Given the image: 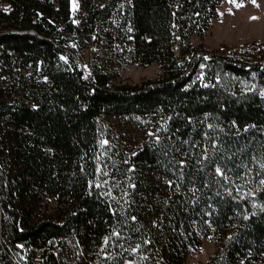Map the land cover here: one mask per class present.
<instances>
[{"label": "trees", "instance_id": "16d2710c", "mask_svg": "<svg viewBox=\"0 0 264 264\" xmlns=\"http://www.w3.org/2000/svg\"><path fill=\"white\" fill-rule=\"evenodd\" d=\"M119 1L77 23L69 0L0 1V264H186L210 233L205 264H263L264 63L186 43L221 0ZM125 26L116 59L161 75L109 89L91 59L81 81Z\"/></svg>", "mask_w": 264, "mask_h": 264}, {"label": "rangeland", "instance_id": "374dc122", "mask_svg": "<svg viewBox=\"0 0 264 264\" xmlns=\"http://www.w3.org/2000/svg\"><path fill=\"white\" fill-rule=\"evenodd\" d=\"M103 27L106 33L108 28L105 25ZM103 37L102 34L94 35L80 52L79 58L81 62L86 63L90 54L95 68L108 78L109 89L120 85H139L143 81L156 79L161 75L156 64L143 67L128 62L126 58L114 59L112 49L109 48V46L114 47L113 42L110 45L108 40L103 41ZM185 41L206 53L220 54L241 61L264 63V0H255V4L251 0H235V3L221 0L216 7V18L209 23L207 30L200 36L190 35ZM177 48V44H172L171 50L175 56ZM40 81L44 82L42 78ZM19 88L21 90L18 89L13 93L15 99L24 98V89L22 86ZM53 206V201L47 200V210ZM199 238V246L186 254V264H205L212 255L215 249L212 233L207 237L199 236ZM262 259L264 264V255Z\"/></svg>", "mask_w": 264, "mask_h": 264}, {"label": "built area", "instance_id": "2783aa9c", "mask_svg": "<svg viewBox=\"0 0 264 264\" xmlns=\"http://www.w3.org/2000/svg\"><path fill=\"white\" fill-rule=\"evenodd\" d=\"M1 1V0H0ZM113 0H109L111 2ZM126 0H120L118 4L125 5ZM129 3V2H128ZM69 5H70V16L71 20L74 23H77L81 20V18H84L86 16V11L81 10L79 7V0H69ZM7 5L0 6L1 10L4 9V11L7 9ZM3 11V12H4ZM116 18H122V15L118 11V8L115 9L114 13L112 14L109 22H110V29L111 32L114 33L115 29L117 28V19ZM122 36L125 40V42L118 43L114 39V36H112L113 39V45L112 47V57L116 59L118 55H126L129 51L132 50V46H130V38H133L131 35V27L130 26H125L124 29L121 31ZM80 66L81 69V81H91V72H92V64H91V58L90 54L87 56V62L85 63L84 61L81 62L79 59L76 60ZM85 67V68H84ZM38 72V71H37ZM32 71L30 69H27L25 71V74L29 75L31 74ZM83 104V103H81Z\"/></svg>", "mask_w": 264, "mask_h": 264}, {"label": "snow or ice", "instance_id": "6c2138e0", "mask_svg": "<svg viewBox=\"0 0 264 264\" xmlns=\"http://www.w3.org/2000/svg\"><path fill=\"white\" fill-rule=\"evenodd\" d=\"M230 2L235 3V0H230ZM251 2L255 4V0H251ZM238 6H243V5H238ZM252 19H256V17H252ZM261 182L264 183V181H261Z\"/></svg>", "mask_w": 264, "mask_h": 264}, {"label": "bare ground", "instance_id": "6f19581e", "mask_svg": "<svg viewBox=\"0 0 264 264\" xmlns=\"http://www.w3.org/2000/svg\"><path fill=\"white\" fill-rule=\"evenodd\" d=\"M130 39H133V38H130Z\"/></svg>", "mask_w": 264, "mask_h": 264}]
</instances>
